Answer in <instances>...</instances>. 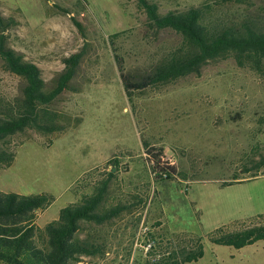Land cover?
I'll list each match as a JSON object with an SVG mask.
<instances>
[{
    "label": "rangeland",
    "instance_id": "1",
    "mask_svg": "<svg viewBox=\"0 0 264 264\" xmlns=\"http://www.w3.org/2000/svg\"><path fill=\"white\" fill-rule=\"evenodd\" d=\"M152 1L162 13L212 3ZM55 2L69 9L75 3L82 13L62 14L50 7L53 1L45 5L43 0H0V13L17 21L7 32L8 45L39 68L47 85L62 71L63 58L84 51L74 80L80 91H65L54 104L82 117V123L50 143L49 137L33 131L11 137L12 147L25 137L32 140L19 145L11 166L0 171V191L52 195L53 203L35 221L43 227L77 201L72 188L86 172L103 174L108 160L116 157L129 170L118 174V197L140 203L111 225L97 227L109 244L108 253L102 259L83 257L81 264H143L147 239L153 238L156 250L164 252L189 247L196 237L203 256L190 264H264V239L240 249L208 240L217 228L264 214V167L255 171V179L223 185L234 176L253 178V171L243 174V169L252 168L264 155V78L230 58L208 63L199 75L161 90L136 92L129 102L115 55L122 56L125 70L139 73L179 37L171 31L150 32L136 0ZM244 7L264 15V0L224 6L220 12L235 16ZM71 16L82 23L85 38ZM114 33L121 35L112 43L109 36ZM22 84L0 62V97L15 96ZM143 141L157 152L163 150L164 161L177 171L175 177L151 178ZM253 222L258 221L245 224Z\"/></svg>",
    "mask_w": 264,
    "mask_h": 264
},
{
    "label": "trees",
    "instance_id": "2",
    "mask_svg": "<svg viewBox=\"0 0 264 264\" xmlns=\"http://www.w3.org/2000/svg\"><path fill=\"white\" fill-rule=\"evenodd\" d=\"M49 1H53L50 7H57L62 14H79L83 10L75 3L73 9L59 6L55 0H43V3L47 5ZM252 2L212 0L210 4L202 3L184 10L162 13L159 5L152 0H136L137 7L146 16V27L150 32L156 35L171 31L179 37V41L175 46L155 54L149 67L139 73L132 74L125 70L122 56L115 55L119 78L128 101H132L136 92L161 90L189 75H199L202 67L208 63L230 58L236 66L247 68L264 78V15L247 7L235 16L220 12L224 6H250ZM70 19L85 38L82 23L74 16ZM16 25L14 17L5 18L0 13L1 66L23 83L15 96L0 97V171L11 166L19 145L32 140L25 137L12 147L9 142L11 137L33 131L42 137H49L47 143H50L53 137L82 123V117L60 111L54 104L63 92L80 91L74 80L84 59V51L63 58L62 71L47 85L39 68L24 60L8 45L7 32ZM120 35L114 33L109 38L114 43L113 39ZM143 146L146 147L143 149L146 155L144 161L153 180H170L176 176V169L164 161L162 149L157 152L144 141ZM107 165L108 171L103 174L86 172L72 188L77 201L61 209L58 218L43 227L37 226L35 221L37 214L53 203L52 195H19L0 191V264H81L83 257H105L109 244L97 227L111 225L140 203L139 200L129 202L118 197V174L128 173V168L120 166L116 157L108 160ZM262 167L264 155L252 168L243 169V174L253 171V178L234 176L223 185L255 179L259 176L257 170ZM112 168H115L114 172ZM161 174H166V178L163 179ZM81 190L88 192L80 194ZM251 221L258 222L245 224ZM236 224L239 226L236 227ZM230 226L215 229L208 235V240L213 244L240 249L264 239V214L235 221ZM147 241L152 243L143 264H190L203 256L201 240L197 237L189 247H175L164 252L156 250L153 238Z\"/></svg>",
    "mask_w": 264,
    "mask_h": 264
},
{
    "label": "built area",
    "instance_id": "3",
    "mask_svg": "<svg viewBox=\"0 0 264 264\" xmlns=\"http://www.w3.org/2000/svg\"><path fill=\"white\" fill-rule=\"evenodd\" d=\"M143 155H144V158H146V155L144 153H143ZM150 176H151V178H153V175L150 174ZM161 177L163 179H165L166 178V174H161ZM150 246H151V242L146 244V247H145L146 251L149 250Z\"/></svg>",
    "mask_w": 264,
    "mask_h": 264
},
{
    "label": "water",
    "instance_id": "4",
    "mask_svg": "<svg viewBox=\"0 0 264 264\" xmlns=\"http://www.w3.org/2000/svg\"><path fill=\"white\" fill-rule=\"evenodd\" d=\"M115 171V168H112V172H114Z\"/></svg>",
    "mask_w": 264,
    "mask_h": 264
}]
</instances>
